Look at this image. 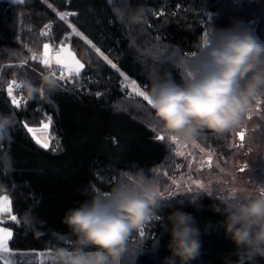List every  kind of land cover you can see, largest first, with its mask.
I'll return each mask as SVG.
<instances>
[{"label":"trees","instance_id":"1","mask_svg":"<svg viewBox=\"0 0 264 264\" xmlns=\"http://www.w3.org/2000/svg\"><path fill=\"white\" fill-rule=\"evenodd\" d=\"M138 5L149 10L142 28L118 21L116 9ZM62 11L76 15L61 20L57 13ZM207 12H214L210 20L205 19ZM252 20H257L256 33L264 41V0H22L19 4L0 0V64L4 65L0 78L4 82L31 78L39 89L31 97L13 91L19 107L13 105L6 83L0 91V113L14 117L0 140V196L10 197L11 214L19 221L5 219L13 229L11 252L68 247L61 239L69 233L62 217L88 198L82 189L96 185L108 190L122 173L137 170L160 183L176 173L181 159L168 138H155L163 129L150 105L129 96L128 89L122 91L121 77L80 37L72 35L68 41L85 67L55 90L49 91L43 80L49 68L32 60L33 53L39 55L46 42L61 44L71 33V24L147 89L151 78L167 73L182 82L183 61L197 51L209 24L220 29L234 21L246 26ZM46 25L51 26L48 36L42 35ZM22 55L27 63L18 68ZM49 116L48 132L54 139L44 148L24 125L42 127ZM229 136V131L205 129L196 140L220 154L227 151ZM164 198L152 218L131 234V251L123 255L121 264H164L170 254L165 225L173 208L191 213L200 229L201 255L191 264H224L225 257L236 258L235 244L224 235L223 216L213 210L221 204L220 197L187 191ZM28 259L40 264L38 257ZM255 264H264V258L257 257Z\"/></svg>","mask_w":264,"mask_h":264},{"label":"clouds","instance_id":"2","mask_svg":"<svg viewBox=\"0 0 264 264\" xmlns=\"http://www.w3.org/2000/svg\"><path fill=\"white\" fill-rule=\"evenodd\" d=\"M148 11L143 5L115 10L120 23L137 29L147 22ZM183 67L182 82L167 73L151 78L146 89L160 127L184 142L205 129L233 131L264 90V41L239 21L226 28L212 26ZM43 80L48 87L55 83L49 76ZM22 83L29 97L39 91L27 80ZM13 119L11 113H0V140ZM81 191L88 198L62 217L69 233L61 239L69 246L52 250L57 264H121L123 255L131 251V234L161 206L158 183L137 170L122 173L108 190L91 185ZM220 201L213 210L223 216L224 235L235 244L236 257H225L224 264H255L257 257L264 258V185L254 192L234 188L230 197ZM165 230L170 235V254L164 264H191L201 255L200 229L191 213L173 208Z\"/></svg>","mask_w":264,"mask_h":264},{"label":"rangeland","instance_id":"3","mask_svg":"<svg viewBox=\"0 0 264 264\" xmlns=\"http://www.w3.org/2000/svg\"><path fill=\"white\" fill-rule=\"evenodd\" d=\"M62 12L65 13L64 11ZM213 14L214 12H207L205 14V19L210 20ZM256 23L257 20H252L245 27L257 36L255 29ZM212 26L213 24H209L206 27L205 34L208 33ZM46 31L47 29L44 30V32ZM46 43L49 44V51L52 55L61 47V44L55 47L49 42ZM65 43L76 55L71 47L70 41H66ZM42 54L43 50L39 55L42 56ZM76 57L82 62L77 55ZM24 59L23 55L20 56L21 61ZM120 71L123 72L122 70ZM50 75L49 70L46 76ZM126 75L131 80H135L130 75ZM136 83L144 90L137 81ZM128 91L131 92L130 87ZM34 128L39 129L41 127ZM240 131H244L245 133L242 142L238 136ZM229 132L230 136L227 141L228 149L226 152L219 154L212 149L203 147L196 139L190 142H184L180 139L172 141L170 138L171 134L163 130V134L166 138L174 144L176 152H183V155H179L181 159L177 163L178 170L176 173L169 175L165 181L158 183L159 190L163 193L164 197L169 193L176 194L187 191H205L218 197H230L234 188L245 187L254 192L258 185H264V90H261L252 100L251 107L245 113L241 126ZM47 135L52 137L49 132H47ZM241 144L242 146H240ZM209 156H211L210 164L208 162ZM241 168H244V170L241 171ZM197 181L202 183L204 188H200L196 183ZM4 196L10 201V211L4 214L3 219L7 218L13 221L11 219L14 215L11 214L12 207L10 197L8 195H1L0 197ZM0 226L13 233L10 223L3 222L0 223ZM5 258H8L7 254H5ZM38 258L40 259V257ZM45 260L48 261L47 259ZM48 262L50 263V261Z\"/></svg>","mask_w":264,"mask_h":264},{"label":"snow or ice","instance_id":"4","mask_svg":"<svg viewBox=\"0 0 264 264\" xmlns=\"http://www.w3.org/2000/svg\"><path fill=\"white\" fill-rule=\"evenodd\" d=\"M21 0H11V3L13 4H19ZM109 3H111V0H109ZM162 15V13H160ZM59 18L61 20H66L69 15L75 16L76 13H57ZM50 25H46V29H50ZM69 28H71V33L68 36H65L64 40L61 41V47L58 51L54 53V55L50 54L49 51V44L45 43L43 45V54L42 56L37 55L36 53H33L31 56L32 60H36L40 62L45 67L49 68L50 74L52 76V79L55 81L54 85L52 87H49V91L55 90L57 88L62 87L61 81H66L71 79L74 76H78L81 72V70L84 69V64L76 57L74 52L70 50V47L65 43L66 41L71 39L72 35L80 37L84 43L85 47L88 48L91 47L92 50L100 58H102L113 70L117 72V74L122 78L121 80V88L122 91H126L129 87L131 88V92L128 93L129 96H138L141 97L144 101H146L148 104L151 103L146 89L142 90L136 83L135 80H131L125 73L121 72L118 68V66L114 63H112L111 60L108 59L107 56L104 55L103 52L100 51L99 48H97L90 40L87 39V37L83 36L82 33H80L73 25L69 24ZM42 35L48 36L50 35V32L46 31L43 32ZM205 39L207 38V33L205 34ZM135 46V45H133ZM154 49H149V51H153ZM87 54V53H86ZM174 59V58H173ZM27 61L21 62L20 65H18V68H22L24 64H26ZM4 70V65L0 64V71ZM60 72L59 76H56V72ZM190 75V73H189ZM30 83H34L35 81H32L31 78H29ZM5 83L7 86V91L9 97L12 99L13 105L16 107L20 106V100L13 95V90H22L23 89V83L17 82L15 80L11 82H4L2 78H0V91L4 90ZM45 89L41 88V95L44 94ZM97 96L102 95L101 93H96ZM47 122L42 124V127L37 128H31L28 127L27 124L24 125V127L27 128V131L32 133L33 139L36 140L38 144H40L42 147L47 148L48 147V140L54 139L53 137H50L47 135L48 129L51 124V117H46ZM238 136L241 140V142L244 140L245 133L244 131H240L238 133ZM46 137V138H45ZM157 140H164L166 136L164 134L157 135L155 137ZM170 138L172 141H177L178 138L175 135H170ZM194 143V141H193ZM242 146V144L240 145ZM177 155H183L182 151H178ZM211 156L208 157V162L210 164ZM241 171L244 170V168L240 169ZM197 185L200 188H204V185L200 183L199 181L196 182ZM233 191V190H232ZM174 195V193H169L168 198H171ZM162 200L165 199L163 193L161 192ZM10 211V201H8V198L6 196L0 197V223L4 222V214L8 213ZM11 219L15 221L16 223H19L17 218L15 216H12ZM25 222L27 223V217H25ZM140 235L143 236L144 232L143 229L140 230ZM12 237L11 231L8 229L0 226V260L4 261V264H35V261L32 259H28L29 256L34 257H40V264H44L45 259L50 261V264H57L56 258L53 255L52 252L47 251L43 253H13L8 248V241ZM5 254H7L8 258H5ZM19 255L23 259L16 260L15 257Z\"/></svg>","mask_w":264,"mask_h":264},{"label":"built area","instance_id":"5","mask_svg":"<svg viewBox=\"0 0 264 264\" xmlns=\"http://www.w3.org/2000/svg\"><path fill=\"white\" fill-rule=\"evenodd\" d=\"M55 75H56V76H59V75H60V72L57 71V72L55 73ZM15 81H17V80H15ZM17 82H21V81H17ZM13 91H17V90L14 89ZM23 91H24V89L19 90V92H21V93H23ZM51 250H52V249L49 248V251H51Z\"/></svg>","mask_w":264,"mask_h":264},{"label":"water","instance_id":"6","mask_svg":"<svg viewBox=\"0 0 264 264\" xmlns=\"http://www.w3.org/2000/svg\"><path fill=\"white\" fill-rule=\"evenodd\" d=\"M4 222H5V219H4Z\"/></svg>","mask_w":264,"mask_h":264},{"label":"crops","instance_id":"7","mask_svg":"<svg viewBox=\"0 0 264 264\" xmlns=\"http://www.w3.org/2000/svg\"><path fill=\"white\" fill-rule=\"evenodd\" d=\"M11 251V250H10Z\"/></svg>","mask_w":264,"mask_h":264}]
</instances>
